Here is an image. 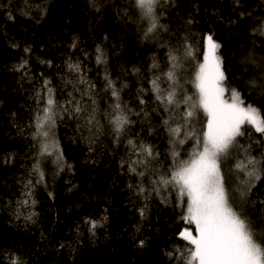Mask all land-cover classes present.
I'll return each instance as SVG.
<instances>
[{
    "label": "trees",
    "instance_id": "16d2710c",
    "mask_svg": "<svg viewBox=\"0 0 264 264\" xmlns=\"http://www.w3.org/2000/svg\"><path fill=\"white\" fill-rule=\"evenodd\" d=\"M154 15L149 31L150 18L133 0H0V264H186L192 246L179 233L194 226L182 219L186 198L181 205L172 186L159 195L153 188L203 145V111L196 109L191 128L182 115L185 97L198 100L192 80L207 35L221 45L224 98L235 90L264 118V0H157ZM172 57L178 103L166 113L148 91L149 66L166 71ZM106 75L132 121L119 142ZM48 88L57 101L54 149L37 128ZM69 94L84 113L63 110ZM139 96L148 102L140 105ZM169 126H180L179 136ZM242 131L220 158L221 172L230 206L264 244V133L247 123ZM249 158L258 161L259 179L247 175L251 166L237 167Z\"/></svg>",
    "mask_w": 264,
    "mask_h": 264
},
{
    "label": "snow or ice",
    "instance_id": "6c2138e0",
    "mask_svg": "<svg viewBox=\"0 0 264 264\" xmlns=\"http://www.w3.org/2000/svg\"><path fill=\"white\" fill-rule=\"evenodd\" d=\"M156 3L157 0H133V5L150 18L149 31H153L157 27L154 15ZM9 18H12L11 14H9ZM206 44L203 63L199 65L195 76L198 100L189 104L193 98L185 97L183 102L188 107L182 115L183 121L190 128L197 116L196 109H201L206 115L207 130L203 134V149L193 151L192 158L177 167L171 173L170 179L162 178L153 191L159 195L161 186L165 189L172 186L176 190L177 199L181 205L185 203L186 198V214L182 216V219L188 224L194 225L195 232L193 234V230L185 228L179 233L180 237L192 246L189 249L186 264H264V244L257 242L249 224L230 206L220 166V158L229 152L237 137L244 135L242 126L247 123L254 126L257 132L264 133V118H261L257 108L251 105L245 107L240 93L237 91H231L230 102L224 98L227 91L224 87L226 76L223 60L218 55L221 45L213 39L212 35L207 36ZM97 52L99 53L97 63H104L102 50L97 48ZM188 55H191L190 51ZM171 60V66L166 71L156 63L149 66V71L153 75L148 81L150 84L148 91L153 93V98L158 102V106H163L166 113H171L178 103V64L175 57H172ZM71 67L79 70L78 65ZM132 71L137 74L140 72L136 68H133ZM81 82L83 83V81ZM105 82L107 89L111 90V97L114 98V111L110 114L109 123L113 126L114 142H119L120 136L125 132V126L131 125L132 121L124 114L125 109L119 102L120 93L115 82L107 75ZM92 87L94 85H89V88ZM48 93L46 106L43 109L44 115L42 118H37V128H42L45 122L54 123L53 108L57 101L54 98L53 89L48 88ZM69 96L67 104L70 107H64L63 110L65 112L72 111L77 115L84 113L85 108L81 102L71 94ZM138 102L140 105H145L148 101L143 96H139ZM94 121L95 115L89 113L86 123L91 125ZM163 123L169 124L168 119H165ZM169 132L173 136H179L181 127L169 126ZM43 134L47 136L48 133ZM189 135L194 136L195 133L190 131ZM179 142L184 143L183 140ZM127 143L133 149H139L149 157L153 155L150 145L140 144L134 139H128ZM198 144L199 141H197ZM173 155H178V153H173ZM257 163L258 161L254 158H249L246 164H238L237 167L251 166L253 171H249L247 175H255L256 179H259L256 172ZM131 170L135 171L134 168ZM139 175L143 176V173H139ZM138 191L143 193L145 189L140 187ZM261 203L264 204V202ZM96 226V223L92 222L91 227L94 229Z\"/></svg>",
    "mask_w": 264,
    "mask_h": 264
},
{
    "label": "rangeland",
    "instance_id": "374dc122",
    "mask_svg": "<svg viewBox=\"0 0 264 264\" xmlns=\"http://www.w3.org/2000/svg\"><path fill=\"white\" fill-rule=\"evenodd\" d=\"M207 36H206V38H207ZM206 38H205V45H204V51H203V53L206 51V47H207ZM201 63H203V57H202V62ZM198 70H199V68H198ZM192 82L195 85V77L193 78ZM245 107H247V106H245ZM43 115H44V113L42 111V113L39 115V117L42 118ZM205 118H206V125H205L204 132L207 130L206 129V126H207V117H206V115H205ZM51 124H52L51 122H45L44 123V126L42 128H38L39 129V135L44 138V144H45V146H46L47 149H54L55 148V141L52 139V135H50ZM45 132L48 133L47 136H45L43 134ZM202 149H203V145L198 150H202ZM193 234H195V232H194V226H193Z\"/></svg>",
    "mask_w": 264,
    "mask_h": 264
}]
</instances>
